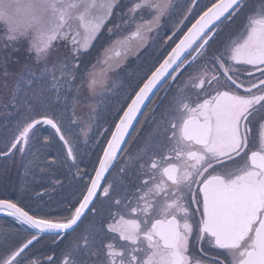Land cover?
I'll return each instance as SVG.
<instances>
[{
  "label": "snow or ice",
  "instance_id": "obj_1",
  "mask_svg": "<svg viewBox=\"0 0 264 264\" xmlns=\"http://www.w3.org/2000/svg\"><path fill=\"white\" fill-rule=\"evenodd\" d=\"M120 4L0 0V86L9 91L3 109L16 117L0 156L30 154L28 163L39 167L40 149L32 147L41 129L50 128L71 161L69 171L76 169L72 178L82 185L74 202L62 200L64 211L55 215L30 213L18 201L0 198V214L20 226L16 233L26 234L19 242L10 232L0 234V264H41L29 253L42 238L59 246L77 232L59 262L49 255L47 264H264V0L258 6L250 0H188L163 38L170 50L117 110L113 130L96 133L110 138L89 173L80 168L76 146L81 138L88 145L95 116L85 123L75 116L80 88L103 96L111 53L120 57L124 48L126 56L130 41L143 48L149 34L159 36L162 20L176 7L174 0H132L122 12ZM242 15V30L214 47ZM130 23L134 30H128ZM105 31L108 45L87 78L76 83L80 56ZM21 41L28 44L32 64L10 72L6 50H16ZM58 41L71 46V61L51 60ZM69 100L73 118L65 124ZM61 101L57 114L52 109ZM164 101L167 107L160 111ZM141 115L152 131L134 154L128 153L130 131ZM50 138H42L45 145ZM123 155L119 182L110 180ZM47 163L51 167L56 161ZM130 175L136 180L131 187ZM27 193L23 189L21 198Z\"/></svg>",
  "mask_w": 264,
  "mask_h": 264
},
{
  "label": "rangeland",
  "instance_id": "obj_2",
  "mask_svg": "<svg viewBox=\"0 0 264 264\" xmlns=\"http://www.w3.org/2000/svg\"><path fill=\"white\" fill-rule=\"evenodd\" d=\"M206 2L207 0L200 1L201 4ZM174 3L176 5L174 10L175 14L179 10L182 14L188 5V0H174ZM250 3L258 6V0H250ZM178 7L179 9H177ZM125 8L126 5H124L123 12H125ZM195 11L197 10L194 9V12ZM147 18L148 15L147 13H145V19ZM175 21L176 20H174L173 16H171V18L165 17L161 22V28L157 30L159 32V36L157 37L156 32L149 34L152 39H150L143 48L136 47L138 43L137 41H130L127 45V48L129 49L127 53L128 55H131V58L123 54L125 51L124 48L120 49L123 50L121 51L122 56L120 58L115 56L114 51L111 53L112 59L109 61L110 70L107 71L106 77L107 90L103 92V96H90L86 86L80 88V102L75 106V116L79 118V121L81 123L87 122L90 115L95 116V119L92 121V132L90 133L88 145H85L82 142L83 138H81V142L76 146L77 157H81L83 159V162H81L79 165L81 166L83 164L85 167V171L89 173L92 172L94 166H92L93 163L91 162L93 161L96 163L97 157L101 154L100 149L102 146H104L103 142L109 137L107 132H105L102 137H98L96 133L103 132L104 129H109V131L113 130L115 117L118 115L117 110L129 102L128 97L137 89V86L142 84L149 71L152 70L154 66H158V62L162 61V58L165 56L166 52L170 50L166 45H164L163 38L171 33ZM243 24L244 16L242 15L235 21V23L226 28L220 34L214 47H218L220 44L228 41L230 38H233L242 30ZM2 40L3 37H0V42H2ZM108 43L109 35L105 31L100 37L97 38L96 41L93 42V45L89 49V51L81 55L88 57L90 54V56L86 60H83L80 56V59L78 61L79 77L76 83H80V80L87 78V70H89L91 66L96 63L97 58L100 56V53L108 45ZM168 44H172V41H168ZM6 51L10 57L7 65L10 72L19 71L25 64H32V56L28 51V44L26 42L21 41L16 46V50L10 48ZM3 56L4 51L0 50V59H3ZM65 58H67L69 61L72 60L71 46L58 41L56 42L52 51L51 60H64ZM122 65L123 68H121ZM100 67L101 66L99 65L97 66L96 71L98 73ZM98 78L103 79L102 74L98 75ZM100 91L101 89L98 88L97 92L99 93ZM8 100V89L0 86V151L6 150L5 145L9 140H11L13 132L15 130L16 117L8 115V112L3 109V104L8 102ZM53 101L55 103L54 97ZM156 101H158V99ZM166 103L167 101L160 107V111H164V109L167 107ZM63 107L64 102L61 101L56 107L52 109V111L59 114L60 110L63 109ZM92 108H95L96 111L92 112ZM72 111L73 105L71 100H69L67 103V111L63 113L65 124H67V122L73 118ZM146 123V118H143L138 129H143L145 127V130L143 131L142 135L137 138L136 145L128 153L134 154L137 148L143 144L144 139L152 131V125L150 121L147 126H144ZM73 127L76 128V126ZM76 132L79 133L78 128H76ZM40 136L41 139L34 142L32 147L33 152H35L37 148L40 149L39 160L37 161L39 167H37L35 164L28 163V161L31 160V157H20L19 153H17L18 155L16 154L12 158L8 157L5 159H0V198L9 197V199L15 201V199L12 198L15 192V188L14 186L11 188V185L15 183L14 176L17 170L15 162L17 163L18 161V188H20V190H23L25 188L28 189L27 196H30L28 199H31V202H28V204L32 206L40 205L37 211L45 210H41L44 203L39 204L37 196L35 194L37 192H40L42 189H45L46 187H55L54 181L58 180L62 183L63 197L60 196V198H58L57 202L54 205L55 210L53 213L57 214L58 211H62L60 202L62 200H65V197H67L70 191H72V189L69 190L70 188L68 184L71 188H73L74 185L69 180H65V184L63 183L64 179L62 178L66 177L63 176V172L66 168L65 159H67V157L65 149L58 141V137L54 136L47 143V145H45L44 141H41V134ZM97 140L100 141L99 144L96 143ZM126 158L127 157L125 156L124 159ZM52 160H55L56 163L52 164L51 167H49L47 162H50ZM41 168H43L44 170L41 171ZM25 182H27V184H25ZM135 182L136 180L134 177V183ZM27 196L23 197L22 199H26ZM41 199L42 198H40L39 201ZM5 232H10L11 239L13 241H19L18 234L16 232L10 231V229H6ZM25 238L26 236L23 235L22 240Z\"/></svg>",
  "mask_w": 264,
  "mask_h": 264
},
{
  "label": "flooded vegetation",
  "instance_id": "obj_3",
  "mask_svg": "<svg viewBox=\"0 0 264 264\" xmlns=\"http://www.w3.org/2000/svg\"><path fill=\"white\" fill-rule=\"evenodd\" d=\"M127 1H130V2H132V0H121V3H123V2H127ZM122 49V48H121ZM166 101H164L162 104H161V106L165 103ZM143 131V130H142ZM142 131H138V135H137V137H140L141 135H142ZM136 143H137V141H135V145H136ZM132 147V146H131ZM130 147V148H131ZM129 148V149H130ZM128 149V150H129ZM17 165H18V162H17ZM121 166H122V164H121ZM80 168L81 169H84L85 170V167H84V165H82V166H80ZM75 173V172H74ZM74 173H71V172H65L64 173V176H66L65 178H64V184H65V180H69L71 183H73V185H74V187L73 188H71L70 187V185L68 184V186H69V190H71L72 189V191H70V193L68 194V196L67 197H65V199L67 200V201H70V202H74V199H75V197L76 196H78V194H79V192H80V190H81V188H82V185L79 183V181H77V180H74L73 178H72V176H73V174ZM117 173L118 172H116V173H113L112 174V177H110V180H115V181H117V182H119V176L117 175ZM85 179H87L86 177H85ZM130 180L132 181V182H134V177L133 176H129L127 179H126V184L129 186V187H131V182H130ZM58 186H59V193L58 194H50L49 196H48V198H50L51 196V200L53 201V202H49V203H44V205H42V209L41 210H45V211H43V212H48V213H50V214H52V215H55L53 212H54V205H55V203L57 202V200H58V198H60V196H62V189H63V186L61 185V183H58ZM43 192H46V195H48L49 193H50V191H49V189H45V191H43ZM63 197V196H62ZM40 205H36V206H32V205H30V204H27L26 205V209L27 210H29L30 212H33V211H35V212H41V211H37V209H38V207H39ZM97 207L99 208L100 207V205L98 204L97 205ZM62 211H64V208L62 207V209H61ZM105 215H106V213H105ZM91 217H88L86 220H84V224L83 225H81V229H80V231H83L84 230V228L89 224V222L91 221ZM99 221L97 220V223H98ZM20 226L18 225V228H19ZM21 233H23V232H20V233H18V240H21ZM77 236H79V232H77L74 236H72V237H68V238H66V241H65V243H63V244H60L59 246H56V245H54L53 243H52V241H51V239H49V238H47V236H45L44 238H42V240L40 241V243H38V244H36L35 245V247H33L32 248V251L29 253V255L31 256V257H33V258H35V259H39L40 261H41V264H47V261H46V257L47 256H49V255H52L54 258H56L57 259V261L59 262V259H60V257L62 256V253H63V250H64V248H65V244H67L70 240H72V239H75ZM19 242V241H18Z\"/></svg>",
  "mask_w": 264,
  "mask_h": 264
},
{
  "label": "bare ground",
  "instance_id": "obj_4",
  "mask_svg": "<svg viewBox=\"0 0 264 264\" xmlns=\"http://www.w3.org/2000/svg\"><path fill=\"white\" fill-rule=\"evenodd\" d=\"M130 3H131L130 1H127V2L125 3V5H126L125 12H127V7H128V5H129ZM97 73H98V72H97ZM98 75H100V73H98ZM14 177H15V183L11 185V188L14 186L15 190L18 191V190H20V188H18V175H17V176H14ZM111 177H112V175H111ZM25 184H27V182H25ZM21 186H22V185H21ZM41 200H43V198H42ZM86 219H87V218H86ZM86 219H85V220H86Z\"/></svg>",
  "mask_w": 264,
  "mask_h": 264
},
{
  "label": "trees",
  "instance_id": "obj_5",
  "mask_svg": "<svg viewBox=\"0 0 264 264\" xmlns=\"http://www.w3.org/2000/svg\"><path fill=\"white\" fill-rule=\"evenodd\" d=\"M81 58L83 59V60H86L88 57L87 56H81ZM16 174V173H15ZM22 191V190H21ZM18 192V191H17ZM21 193V192H20ZM18 202L20 203V204H22V205H26V202H25V200L24 199H18ZM6 229H9L7 226H2V227H0V234H3V232H5V230Z\"/></svg>",
  "mask_w": 264,
  "mask_h": 264
},
{
  "label": "water",
  "instance_id": "obj_6",
  "mask_svg": "<svg viewBox=\"0 0 264 264\" xmlns=\"http://www.w3.org/2000/svg\"><path fill=\"white\" fill-rule=\"evenodd\" d=\"M146 109H147V108H146ZM146 109L143 110V111H146ZM142 116H143V115H141V116L138 117V122L134 125V129L130 131V135H132L133 131L135 130V128H136L137 125L139 124V122H140ZM0 216H4V215H3V214H0Z\"/></svg>",
  "mask_w": 264,
  "mask_h": 264
}]
</instances>
